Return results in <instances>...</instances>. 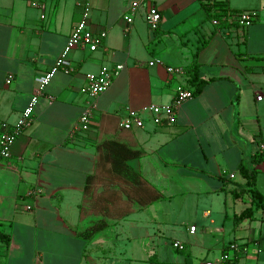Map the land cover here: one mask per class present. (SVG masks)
<instances>
[{
	"label": "crops",
	"instance_id": "0c3cea01",
	"mask_svg": "<svg viewBox=\"0 0 264 264\" xmlns=\"http://www.w3.org/2000/svg\"><path fill=\"white\" fill-rule=\"evenodd\" d=\"M85 1L90 28L107 37L96 51L71 50L75 70L54 75L32 125L0 163V264H204L238 244L224 237L230 218L229 236L238 231L248 240L231 264H264V211L236 221L250 196L227 199L235 183H244L239 164L264 149V11L252 2L229 0L231 9L261 15L245 28L214 24L215 17L209 23L199 0H153L162 15L153 30L145 5L126 20L135 0H0V130L19 119ZM154 59L161 63L150 65ZM194 62L207 82L178 107L174 122L155 124L145 115L143 127H120L122 117L145 105L171 104L181 79L166 66ZM117 64L124 69L95 99L89 129H79L86 74ZM256 169L264 192V161ZM236 201L246 206L238 210ZM184 208L202 221L187 223L181 234L175 220ZM102 220L108 227L82 236ZM210 225L223 238L209 241ZM174 241L184 242L185 256L170 252Z\"/></svg>",
	"mask_w": 264,
	"mask_h": 264
},
{
	"label": "built area",
	"instance_id": "2783aa9c",
	"mask_svg": "<svg viewBox=\"0 0 264 264\" xmlns=\"http://www.w3.org/2000/svg\"><path fill=\"white\" fill-rule=\"evenodd\" d=\"M217 0H205L212 7V13L217 10L214 4ZM142 5L147 8L146 21L148 26L156 30L161 23L162 15L157 5L153 0H135L132 2L131 14L125 18L128 22L133 21L134 12ZM82 15L80 20L73 26L67 43L61 52L55 64L46 72L36 77L37 90L32 95L30 102L22 111L19 119L14 124L10 125L7 122L1 124L0 130V163L4 159L11 156V148L23 131L32 125L34 118L35 107L39 98L44 94V91L58 71H63L67 74L72 73L75 68L69 58L71 50L75 48H87L90 51H96L107 37L105 30L94 31L89 26L90 5L87 1L81 3ZM43 16V15H42ZM261 19V15L256 10L243 9L232 11L229 10L226 14L219 18H214V24L221 22L236 23L241 27H251L254 23ZM160 60L154 59L149 62L150 65L159 64ZM124 69L123 64H117L113 67H101L96 72L86 74V81L81 87V92L88 96L84 110L79 117L78 128L88 130L91 123L93 110L96 107L95 99L104 93L112 84L114 78ZM169 74L179 77L181 80L176 87V93L173 102L168 105L149 104L145 105L137 111H132L128 115L122 117L120 127L126 130L143 127L145 124V115L151 117L152 122L161 124L164 122L172 123L176 120V110L185 101L192 99L195 96L194 87L189 83L190 75L188 69L183 66H166ZM13 74H8L6 82L10 84L13 81ZM261 100L262 96H258ZM264 147V146H262ZM231 178L235 174H230ZM34 193V192H32ZM191 231L195 230V226H191ZM173 247L178 250L185 249V245L181 241H174ZM229 250L223 252L221 257L216 260H207L204 264H229L232 259L231 250L235 251V256L247 251V248L239 244H230Z\"/></svg>",
	"mask_w": 264,
	"mask_h": 264
},
{
	"label": "trees",
	"instance_id": "16d2710c",
	"mask_svg": "<svg viewBox=\"0 0 264 264\" xmlns=\"http://www.w3.org/2000/svg\"><path fill=\"white\" fill-rule=\"evenodd\" d=\"M202 7L206 10L208 16L212 11V7L208 5L205 0H199ZM217 12L214 17L219 18L226 14L229 10L237 11L236 9H231L229 6V0H217L214 4ZM188 73L190 75L189 83L194 87V93L198 94L202 91V88L206 84V80L198 76V65L194 64L188 68ZM264 161V149L261 147L256 148L255 152L252 153L249 160L242 161L237 169L238 176L244 181L243 184L236 183L235 188L231 191L233 196H243V194L248 193L250 196L249 204L238 214L235 215L236 221L243 220H254L256 218V213L259 211H264V192H262L257 187V175L258 171L256 169V164ZM91 178H88V183L86 190L89 188V182ZM161 196L158 194L159 199ZM108 227V223L104 220L99 221L92 226L88 227L84 232H81L83 237L92 238L96 233ZM232 260L229 262V264Z\"/></svg>",
	"mask_w": 264,
	"mask_h": 264
},
{
	"label": "rangeland",
	"instance_id": "374dc122",
	"mask_svg": "<svg viewBox=\"0 0 264 264\" xmlns=\"http://www.w3.org/2000/svg\"><path fill=\"white\" fill-rule=\"evenodd\" d=\"M247 2H252V7H256L257 9H259L261 11H264V0H231V5H233V3H234V5H240V4H244V3H247ZM209 15L210 16H208V14H207V20L210 23L211 20H212V17H214V14L210 13ZM237 181H240V178H238ZM233 184H234V182L231 181V182L228 183V186H232ZM221 195L223 196V194H221ZM224 197H225V192H224ZM227 197H228L227 198L228 199V203L229 204H232V202H234V200H233L234 198H233L232 193H228V196ZM173 204L174 203L172 202L171 203V206ZM87 206H88V203H87ZM245 206H246L245 203H243L241 201H236V207H237L238 210L242 209ZM204 207H206V206L204 205ZM209 218L210 217H208V220H209ZM176 219L177 220H175L176 221L175 223L177 225V231L181 232V234H185V228L187 227V223H191V221L193 223H201V221H202V218L199 217V215L197 216L195 214V210L187 209V208L186 209L184 208V210H182V212L178 215V217ZM232 223H233V219L232 218L228 219V222H227V233L225 234L226 236H224V237L226 239L227 238H232L233 239L234 237H236L238 239V241H237L238 244L241 243L242 241H245V242L248 241L247 240V237L246 238H241V232H238V231H235L234 233H232L231 237L229 236L228 232H230L229 229H230V225H232ZM220 224H221V220L219 218H217L216 226H219ZM84 231H82V232H84ZM207 231H208L207 232V237H208L209 241H214L216 237H217L216 240L219 239L218 237H222L223 238V234L219 233L217 231V229L214 228L213 225H210L207 228ZM167 236H169V239L171 240L172 237H173L172 231H169L168 234H167ZM182 243H184V242H182ZM249 246L252 249V242H249ZM169 248H170V252L171 251L172 252H176V254H180L182 256H185V254H186V252H185L186 250L185 249H183V250H176L173 247V243L172 242H170V247ZM214 248L220 249V246H214ZM230 253H231V256H232V259L231 260L233 261V258L235 257V251L234 250H231Z\"/></svg>",
	"mask_w": 264,
	"mask_h": 264
}]
</instances>
